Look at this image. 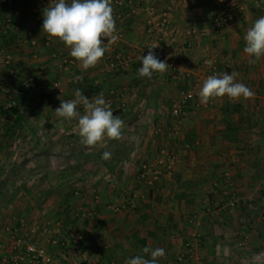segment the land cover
<instances>
[{
    "label": "crops",
    "instance_id": "crops-1",
    "mask_svg": "<svg viewBox=\"0 0 264 264\" xmlns=\"http://www.w3.org/2000/svg\"><path fill=\"white\" fill-rule=\"evenodd\" d=\"M148 1L138 0L135 12L112 2L121 41L110 45L95 67L84 70L62 42L42 32L43 10L51 0H0V51L12 56L8 65L0 58V81L6 84L0 87V106L9 108L15 101L19 107L12 119L0 115V191H21L11 199L0 192V255L10 245L7 228L26 234L33 227L61 223V238L69 243L50 249L53 264H124L137 255L150 259L142 252L144 247L165 249L166 257L159 258V264H176L192 231L190 217L198 214L202 219L200 254L206 264H264V58L250 65L243 52L247 29L264 16V0L258 4L231 0L233 21L219 33L209 29L216 13L214 0H151L156 20L169 12L176 37L174 42L164 39L161 47L180 65L191 59L192 76L178 82L170 80L168 71L154 73L151 79L139 77L141 64L102 74L118 52L131 56L156 38L147 29ZM8 22L12 27L7 28ZM187 30L194 31V36L185 41ZM64 59L73 61L70 69ZM212 59H217V75L238 72L237 81L255 96L238 101L224 96L205 105L197 95L182 135L172 139V105L191 84L199 91L208 71L205 63ZM28 79L47 86L62 82V89L49 98L41 88L23 89ZM76 89L89 99L104 93L113 114L124 121L120 140L106 138L91 148L80 143L78 118L68 122L54 112L61 100L75 98ZM77 111L83 115V106L78 105ZM162 148L177 151L179 158L171 176L148 188L136 180L137 170L154 161ZM105 151L111 153L107 160L101 158ZM67 157L78 170L66 178L60 176L65 178L62 182L71 177V189L60 195L55 191L59 182L53 187L48 179L52 177L39 180L43 175L61 174ZM79 158L83 160L75 162ZM227 173L241 198L234 209L223 205L219 183ZM77 182L79 196L74 195ZM24 188L38 192L29 196L22 192ZM95 193L102 196L100 204L93 201ZM132 193L137 194L135 208L110 210L111 204ZM250 201L258 207L256 228L244 221ZM24 205L30 208L21 211ZM89 210L96 213L86 219L79 216ZM78 234L83 241L73 245L70 240ZM34 238L42 245L48 243L41 230Z\"/></svg>",
    "mask_w": 264,
    "mask_h": 264
},
{
    "label": "built area",
    "instance_id": "built-area-1",
    "mask_svg": "<svg viewBox=\"0 0 264 264\" xmlns=\"http://www.w3.org/2000/svg\"><path fill=\"white\" fill-rule=\"evenodd\" d=\"M215 15L210 23L209 29L213 33H219L222 29L228 27L233 21V12L226 4L224 0H214ZM256 4L260 0H254ZM114 6L130 7L133 12L139 9L138 0H112ZM146 8L148 12L147 18V29L151 35L156 38L144 44L141 48L136 50L131 56H124L123 53L118 52L114 58H110L106 65L101 70V73L106 75L116 71H127L134 64H141L140 57L146 56L149 49L148 46L152 44H159V47L153 49L155 56L160 61H166L169 65L168 74L172 82H178L181 80H189L192 76L193 62L191 59H185L183 64L180 65L174 58L167 55L165 49H163L160 43L164 39H168L172 42L176 41L173 24L168 11L162 13V17L158 20L154 18L156 14V6L152 4L151 0L148 2ZM117 18V15H114ZM12 24L8 22L7 28ZM12 27V26H11ZM116 43L121 41V36ZM194 36V31L187 30L185 32V41L190 40ZM50 38V37H49ZM106 42V41H105ZM0 58L8 65L12 62V56L0 51ZM63 63L66 68L70 69L73 66V61L64 59ZM208 67L206 73V78L209 75L218 74V64L217 59H212L205 63ZM14 78H17L16 73H12ZM56 86V87H55ZM0 87L5 88L6 84L4 81H0ZM58 87V88H57ZM22 88L32 89L41 88L42 92L47 96H53L55 91H60L62 89V84L60 82H54L51 86L39 85L35 80H25L22 83ZM198 91L194 85L191 84L190 87L182 89L176 100L174 101L171 109V117L174 122V131L170 134L172 139H178L184 130L185 123L190 118V104L196 99ZM91 100V99H90ZM52 103L55 104L56 100L52 99ZM15 101L8 104L9 108L15 106ZM190 145L186 144L185 148H189ZM179 158V153L175 150L162 148L154 161L143 163L136 173V180L142 182L148 188H154L157 183L161 181L163 177H169L172 174L175 161ZM222 189V197L224 206L234 209L239 206L241 198L235 188L234 183L231 181L230 175L225 174L224 179L219 183ZM80 183L77 182L75 185L74 195H80ZM137 194L132 193L129 196H123L121 200L111 204L109 206L110 210L114 213H119L128 209L135 208ZM263 201H264V190H263ZM93 201L95 204H100L102 202V196L98 193L94 194ZM246 213L248 214L245 218V222L251 227L256 228V220L254 214L257 212L258 207L251 201L246 206ZM96 212L94 210L84 211L79 216L83 219L92 217ZM264 220V213L263 218ZM189 223L192 227L190 237L184 243V249L177 254L176 264H206L201 253V233L200 228L202 226V219L198 214H193L190 217ZM39 230L44 237H47V245H42L37 241L32 239V235L36 234ZM2 230H0V237L2 235ZM9 234L10 245L8 249L2 252L0 255V260L3 264H53L54 257L50 251L51 248L61 249L69 243L64 238H61L63 233V225L61 223H56L55 225H45L42 228L33 227L30 232L26 234H17L10 228L6 229ZM83 241V236L78 234L70 240L73 245H79ZM244 243L241 242L239 246H243Z\"/></svg>",
    "mask_w": 264,
    "mask_h": 264
},
{
    "label": "clouds",
    "instance_id": "clouds-1",
    "mask_svg": "<svg viewBox=\"0 0 264 264\" xmlns=\"http://www.w3.org/2000/svg\"><path fill=\"white\" fill-rule=\"evenodd\" d=\"M42 32L62 42L70 50V56L84 70L95 67L109 46L119 39L112 0H51L50 5L43 10ZM244 41L243 52L249 57L250 65L264 58V16L247 29ZM157 47L159 44L148 46V54L139 58L142 65L138 69L139 77L151 79L154 73L164 74L169 69L167 62L160 61L152 51ZM238 76L239 73L235 71L231 74L209 75L198 91L200 102L207 105L211 100L224 96L233 101L254 98L255 93L244 83L238 82ZM81 79L76 77L77 81ZM74 96L72 100H61L54 112L68 122L78 118V134L82 145L91 148L106 138H122L124 121L113 114L103 92L90 100L80 89H76ZM78 105L83 106V115L77 111ZM110 156L111 153L105 151L101 158L107 160ZM142 252L151 258L137 255L126 259L124 264H159V258L166 257L165 249L160 247H144Z\"/></svg>",
    "mask_w": 264,
    "mask_h": 264
},
{
    "label": "rangeland",
    "instance_id": "rangeland-1",
    "mask_svg": "<svg viewBox=\"0 0 264 264\" xmlns=\"http://www.w3.org/2000/svg\"><path fill=\"white\" fill-rule=\"evenodd\" d=\"M62 83V82H61ZM83 159L82 158H79V159H76L75 160V162H77V161H82ZM85 160V159H84ZM73 160L72 159H68V157L67 158H64L63 159V168H61V174H59V175H46V176H44L43 175V178H40V180L39 181H42V179H45V177H52V178H48V179H52L50 182H53V184L51 185V186H55L56 187V184L59 182V185H58V187H60L59 189H57V190H55L58 194H60V195H65V194H67L68 193V191L71 189V183L69 182L70 180L69 179H71V177H68L69 179L68 180H64L63 182L61 181L62 179H65L67 176H69V175H71V174H75L74 172V169H76L75 167H76V164L75 165H70V163L72 162ZM50 162V161H49ZM48 162V163H49ZM55 163V162H54ZM35 175V174H34ZM34 175H32V177L34 176ZM64 176L63 178H61L60 176ZM67 175V176H66ZM28 178V176L27 175H25V178ZM46 178V179H47ZM73 179H75V176L73 177ZM79 179H80V177H79ZM78 180V179H77ZM67 181V182H66ZM62 182V183H61ZM40 185V184H39ZM37 187V186H36ZM57 187V188H58ZM54 191V190H53ZM1 192V195H3V197L5 198V199H8L9 197H10V199L11 198H16V196H18L19 195V193L21 192L20 190L19 191H15V192H13L12 194H10L9 192H8V190H5V192H3V191H0ZM22 192H24L26 195H29V196H32L33 194L34 195H36V193L38 192V191H35L33 194H32V190L31 189H27V188H24V190H22ZM2 197V196H1ZM34 197V196H33ZM30 208V205H24L23 207H22V210L21 211H27V209H29ZM35 207H37L38 209H39V206L38 205H35ZM34 241H37V239L36 238H34L33 239Z\"/></svg>",
    "mask_w": 264,
    "mask_h": 264
},
{
    "label": "trees",
    "instance_id": "trees-1",
    "mask_svg": "<svg viewBox=\"0 0 264 264\" xmlns=\"http://www.w3.org/2000/svg\"><path fill=\"white\" fill-rule=\"evenodd\" d=\"M224 2L226 4H229L231 2V0H224ZM18 113H19V107H18L17 103L15 106H13L11 108H5L3 105L0 106V115L3 116L7 120L12 119L14 116L18 115ZM71 138H72V136H71ZM73 138H75V137H73ZM77 170L78 169H74V171H77Z\"/></svg>",
    "mask_w": 264,
    "mask_h": 264
}]
</instances>
